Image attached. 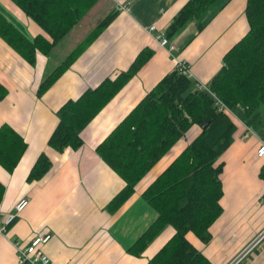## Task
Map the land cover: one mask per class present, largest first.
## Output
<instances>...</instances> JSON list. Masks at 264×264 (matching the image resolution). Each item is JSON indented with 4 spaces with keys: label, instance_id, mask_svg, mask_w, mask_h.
Segmentation results:
<instances>
[{
    "label": "crops",
    "instance_id": "1",
    "mask_svg": "<svg viewBox=\"0 0 264 264\" xmlns=\"http://www.w3.org/2000/svg\"><path fill=\"white\" fill-rule=\"evenodd\" d=\"M186 1L100 0L104 15L110 9H115L116 15L40 95L36 88L43 76L102 19L91 17L94 6L49 53L37 51L32 64L0 38V92L4 90L0 96V125L8 124L25 143L10 172L0 166V226L16 200H28L15 220L0 231V264H17L13 242L27 244L34 233L44 230L52 233L41 246L48 264H145L172 235V227L165 226L139 255L129 252L157 215L141 197L142 191L199 127L192 125L114 210L109 202L124 182L95 153V147L163 75L173 70L172 57L157 44L154 35H164L171 18ZM215 4L214 14L199 31L196 19L171 40L177 47L175 56L186 60L194 84L209 82L224 52L247 30L245 0H217ZM210 10L199 20L207 19ZM0 14L28 38H48L11 0H0ZM149 25H154L151 32L147 31ZM142 48L150 49L151 56L80 131L82 144L61 152L49 147L47 139L57 123V108L126 70ZM228 110L236 128L230 145L218 159L223 164L219 174L221 214L210 225L211 238L206 244L191 231L185 238L211 264H226L246 246L248 250L234 264H264V157L256 156L259 137L264 138V133L240 139L245 127L243 112L238 106ZM40 153L47 156L50 167L41 178L27 181L28 171ZM226 188L229 195L232 189L247 195L238 200L236 194L240 192L235 191L231 198L223 199ZM259 233L262 236L257 240Z\"/></svg>",
    "mask_w": 264,
    "mask_h": 264
},
{
    "label": "trees",
    "instance_id": "2",
    "mask_svg": "<svg viewBox=\"0 0 264 264\" xmlns=\"http://www.w3.org/2000/svg\"><path fill=\"white\" fill-rule=\"evenodd\" d=\"M11 1L48 36L28 38L0 14V38L23 60L32 64L37 51L49 53L97 0ZM216 2L187 0L171 18L164 35L172 40L196 19V30L199 31L214 14ZM210 8L208 18L199 20ZM116 12L115 9L108 10L86 38L43 76L36 88L37 95L72 64ZM244 15L247 30L224 52L221 65L210 78L208 87L228 109L240 107L245 126L262 136L264 0H245ZM151 53L150 49L142 48L126 70L85 89L77 98L64 101L55 111L57 123L47 145L57 152L66 147L77 149L82 144L80 131L139 70ZM205 121L206 126L200 128ZM192 125L199 127L198 133L141 193L157 215L129 252L139 255L165 226L173 229L172 235L145 264H211L187 241L185 234L191 231L204 244L211 238L209 227L222 211L219 174L223 164L218 158L230 145L236 126L228 113L217 110L208 93L196 88L189 76L173 69L163 75L95 147V153L124 182L109 202V207L114 210L131 195L136 183L150 167ZM24 148L22 137L8 124H1L0 166L10 172ZM50 164L47 156L40 153L26 180L41 178ZM2 188L0 184V192Z\"/></svg>",
    "mask_w": 264,
    "mask_h": 264
},
{
    "label": "built area",
    "instance_id": "3",
    "mask_svg": "<svg viewBox=\"0 0 264 264\" xmlns=\"http://www.w3.org/2000/svg\"><path fill=\"white\" fill-rule=\"evenodd\" d=\"M153 29H154V25H149L147 27L148 32H151ZM154 39L156 40L157 44L161 47H164L172 57L173 69L177 70L180 74L189 76V67L186 60L178 58L174 54V52L177 50L175 42L169 40L166 36L160 33L155 34ZM195 86L198 89L204 90L212 97L213 103L217 107V110L229 112L227 106L209 89L208 83L195 82ZM255 134L257 133H255L252 129L245 126L239 138L244 139L250 135L253 136ZM256 156L264 157V138L259 137L258 144L256 147ZM27 203L28 200L26 197H21L15 201L12 207V211L4 218L3 225L0 226V231L4 232V226L12 223L15 220L18 213L27 205ZM51 236L52 233L49 230H44L42 232L34 233V235L30 238L27 244L22 245L19 242L14 241L13 246L16 251L17 264H48L49 258L41 250V246L46 242H48ZM261 236L262 234H258L257 240L260 239ZM236 260L237 259H234L229 264H234Z\"/></svg>",
    "mask_w": 264,
    "mask_h": 264
},
{
    "label": "rangeland",
    "instance_id": "4",
    "mask_svg": "<svg viewBox=\"0 0 264 264\" xmlns=\"http://www.w3.org/2000/svg\"><path fill=\"white\" fill-rule=\"evenodd\" d=\"M94 6V7H93ZM91 7H93L92 9H90L91 10V13H92V16L91 17H93V18H96V19H98V18H103L104 17V14H103V7H104V5L102 4V3H100V0H97L96 2H95V4L94 5H92ZM86 14V13H85ZM84 14V15H85ZM83 15V16H84ZM232 112V111H231ZM226 113H229L228 111L226 112ZM234 114V113H233ZM195 126H197V125H195ZM198 127V126H197ZM219 159V158H218ZM220 160V159H219ZM229 187H230V185H229ZM228 188H226V189H224V197H223V199H226V198H231L232 196H233V194H234V192L235 191H239L240 192V190H235V189H232V191H234V192H232L231 193V195H229V192H228ZM235 195V194H234ZM246 196L247 195V193H243V194H241V192H240V194H236V198H238V200L239 199H242V196ZM260 234V233H259ZM246 248H248L247 246L245 247V248H243V250L237 255V257H235V258H233L232 260H230L229 262H227L226 264H229L230 262H232L234 259H238L239 257H241L242 256V254H243V252L245 251V250H248V249H246Z\"/></svg>",
    "mask_w": 264,
    "mask_h": 264
},
{
    "label": "water",
    "instance_id": "5",
    "mask_svg": "<svg viewBox=\"0 0 264 264\" xmlns=\"http://www.w3.org/2000/svg\"><path fill=\"white\" fill-rule=\"evenodd\" d=\"M206 124H207V122L205 121V122H202L201 124H200V128H204L205 126H206Z\"/></svg>",
    "mask_w": 264,
    "mask_h": 264
}]
</instances>
